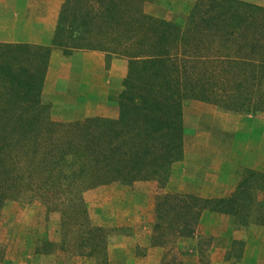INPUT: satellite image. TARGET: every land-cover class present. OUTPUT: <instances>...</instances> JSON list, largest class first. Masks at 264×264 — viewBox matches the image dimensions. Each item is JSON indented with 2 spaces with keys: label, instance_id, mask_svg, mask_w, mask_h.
Listing matches in <instances>:
<instances>
[{
  "label": "trees",
  "instance_id": "1",
  "mask_svg": "<svg viewBox=\"0 0 264 264\" xmlns=\"http://www.w3.org/2000/svg\"><path fill=\"white\" fill-rule=\"evenodd\" d=\"M144 1L64 0L58 15L61 44L128 57L116 118L51 119L40 99L49 50L0 43V209L40 194L66 226L60 241L39 240L36 255L59 247L104 264L110 229L90 222L80 194L111 182L162 185L182 157L184 99L264 113V7L196 0L182 26L146 13ZM263 190L264 173L250 170L227 197L159 194L151 243L192 232L205 208L264 224ZM160 264L183 263L167 253Z\"/></svg>",
  "mask_w": 264,
  "mask_h": 264
},
{
  "label": "crops",
  "instance_id": "2",
  "mask_svg": "<svg viewBox=\"0 0 264 264\" xmlns=\"http://www.w3.org/2000/svg\"><path fill=\"white\" fill-rule=\"evenodd\" d=\"M195 1L192 0L188 10ZM63 2L0 0V43H26L49 50L40 97L50 100L48 104L52 111L60 101L55 103L51 99L63 100L61 104L66 108L62 113L67 118L62 120L69 119L71 114L74 119L92 116L116 118L128 57L105 51L102 47L75 48L61 44L56 29ZM150 5L144 6L146 13L176 22V16L163 14L156 5ZM181 106L182 157L172 163L162 185L147 181L135 183L141 189L131 186L134 194L148 195L146 226L150 233L116 234V239L110 240L106 246L104 264L106 255V264L161 263L167 254L168 244L151 243V227L159 194H191L202 199L227 197L247 171L264 173V113L226 110L196 99H184ZM263 194L264 190L259 196L264 200ZM251 226L264 227V224L240 222L232 214L205 208L193 231L176 234L173 244H179L183 252L182 255L179 252V258L183 264H201L202 252L210 258L209 264H263L264 252L258 249L261 236L245 235L244 230ZM203 237L208 238V248L200 241Z\"/></svg>",
  "mask_w": 264,
  "mask_h": 264
},
{
  "label": "rangeland",
  "instance_id": "3",
  "mask_svg": "<svg viewBox=\"0 0 264 264\" xmlns=\"http://www.w3.org/2000/svg\"><path fill=\"white\" fill-rule=\"evenodd\" d=\"M246 1L264 7V0ZM146 2H148L147 5ZM149 3L156 5L163 14L167 13L169 16H176L174 21L184 26L188 17L186 12L190 11L188 7L193 2L192 0H146L144 1L143 8L144 6L149 7ZM161 11L159 13H161ZM40 99L45 105H48V111L49 113L51 112V119L64 122L82 120L74 119V115L71 116L72 114L69 116V119L62 120L63 117L67 118L65 117L66 115L62 113L66 108L65 105L61 104L63 101L62 99H51L55 103L60 101V103L55 106L54 111L50 109V104H48V101H50L49 99L46 100L45 97H43V99L40 97ZM196 105L197 104H194V108ZM134 186L137 187L136 184H134ZM137 188L141 189L140 187ZM30 195H23L22 198L18 200L7 199L0 209V249L2 250L0 252V264L98 263L99 260L97 259L95 261L91 256L89 257L90 260L87 258L84 259L82 256H72L70 250H64L65 248L60 249L59 247L51 254L36 255L34 252L39 240L48 239L57 242L60 241L62 238L61 234L66 226H62L63 211L59 210L58 207L53 210L51 207L46 206L40 194ZM80 195L84 203L86 216L90 219V222L94 225H100L110 229L109 241L116 239V234L124 236L142 233V231L145 235L150 233V229L146 226L148 221V211L146 210L148 195L146 193L134 194L131 185L111 182L86 189L82 191ZM244 231L245 235L261 236V240L258 241L260 245L258 249L264 252V238L262 237L264 235V227L251 226L248 230L245 229ZM200 241L205 248H208V238L203 237ZM65 243L66 246L68 241ZM173 243L174 241L167 245V250H165V252L174 254L179 258V252L181 255L183 252L178 247V243ZM110 248L111 247H109V251ZM113 250L117 252L116 249L113 248ZM252 259L253 258H247L246 260ZM261 260H263L264 264V259ZM200 262L201 264H209L210 258L205 256L204 252H202ZM106 263L107 255L105 264ZM239 263L241 262H233L232 264ZM250 264L252 263L250 262Z\"/></svg>",
  "mask_w": 264,
  "mask_h": 264
}]
</instances>
